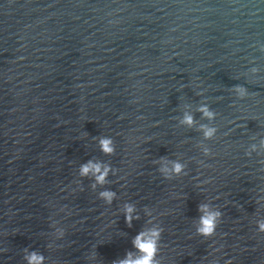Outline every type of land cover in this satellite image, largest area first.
Wrapping results in <instances>:
<instances>
[{"label": "water", "instance_id": "water-1", "mask_svg": "<svg viewBox=\"0 0 264 264\" xmlns=\"http://www.w3.org/2000/svg\"><path fill=\"white\" fill-rule=\"evenodd\" d=\"M259 221L264 0H0V264H113L153 227L159 264H264Z\"/></svg>", "mask_w": 264, "mask_h": 264}, {"label": "clouds", "instance_id": "clouds-1", "mask_svg": "<svg viewBox=\"0 0 264 264\" xmlns=\"http://www.w3.org/2000/svg\"><path fill=\"white\" fill-rule=\"evenodd\" d=\"M236 91L243 95L245 93V89L240 86H237ZM203 114L209 119L214 117V113L211 112L206 105H202L199 109ZM193 117L190 113H185L182 123L188 124L191 126L193 124ZM204 129V135L206 138H210L215 129L209 128L207 126H201ZM101 150L106 154H112L114 152L113 141L110 137H102L99 140ZM184 165L179 162H173V168L171 171L179 174L183 170ZM111 170L110 165L104 164L99 161L89 160L87 163L82 164L79 169L80 176H87L91 173L98 184H104L106 181V177L108 172ZM161 171L167 173L169 169L164 167ZM95 187V185H93ZM100 196L105 199L107 203H111L115 193L112 191H103L100 193ZM199 210L202 215L199 217V225L197 227L198 234L204 237L214 236L216 233L217 226L220 222L221 212L211 210L209 205L201 204L199 206ZM134 211V207L132 205L125 206L126 212V221L131 226V221L133 219L132 213ZM138 218V217H137ZM259 231L264 232V221H259ZM56 231L63 235V229H56ZM163 229L159 227H153L146 231L139 232L133 239V245L138 250V255L134 257V254L129 251L126 254V257L121 260L113 261V264H159L157 259V253L159 251V241L161 239V233ZM24 259L27 260L28 264H44L45 256L42 253L37 251H28L25 250Z\"/></svg>", "mask_w": 264, "mask_h": 264}]
</instances>
